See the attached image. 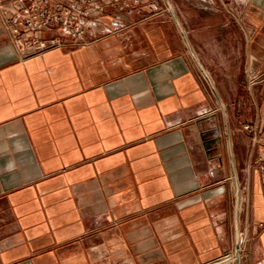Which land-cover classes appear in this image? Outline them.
<instances>
[{
	"label": "crops",
	"instance_id": "crops-1",
	"mask_svg": "<svg viewBox=\"0 0 264 264\" xmlns=\"http://www.w3.org/2000/svg\"><path fill=\"white\" fill-rule=\"evenodd\" d=\"M124 21L28 54L0 10V264H264V0Z\"/></svg>",
	"mask_w": 264,
	"mask_h": 264
},
{
	"label": "built area",
	"instance_id": "built-area-1",
	"mask_svg": "<svg viewBox=\"0 0 264 264\" xmlns=\"http://www.w3.org/2000/svg\"><path fill=\"white\" fill-rule=\"evenodd\" d=\"M140 3L141 0H29L19 8L0 5V10L17 48L28 54H41L54 48L84 47L93 37L123 27L125 15ZM109 7L113 10V27L101 21ZM48 32L51 35L44 36ZM252 78L256 81V77ZM243 130L255 137L262 131L257 141L264 147V125L247 122ZM255 162L264 171V153ZM245 249L244 245L235 246L202 264H237Z\"/></svg>",
	"mask_w": 264,
	"mask_h": 264
}]
</instances>
